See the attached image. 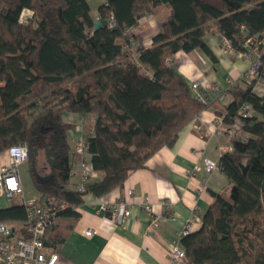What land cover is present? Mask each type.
Here are the masks:
<instances>
[{
    "label": "trees",
    "instance_id": "16d2710c",
    "mask_svg": "<svg viewBox=\"0 0 264 264\" xmlns=\"http://www.w3.org/2000/svg\"><path fill=\"white\" fill-rule=\"evenodd\" d=\"M164 5L170 11L151 47L132 49L125 30ZM24 10L30 16L22 23ZM97 11L98 21L112 18L115 26L94 30L86 0H0V154L27 148L42 203L77 208L85 194L103 197L121 189L157 150L174 145L207 102L195 96L172 57L199 51L216 61L205 35H220L235 52L246 51L250 41L248 49L259 53V76L264 74V0H105ZM254 83L243 79L231 86L230 103L217 113L233 135L231 151L218 161L228 189L212 193L199 228L180 239L189 264H264V99L252 91ZM245 103L252 116L241 118ZM67 113L94 117L85 145L102 177L85 194L67 189ZM40 150L45 166L39 165ZM57 218L78 214L60 212L45 231V245H60L71 228L54 224ZM25 221L22 204L0 209V222L19 225L13 236H26Z\"/></svg>",
    "mask_w": 264,
    "mask_h": 264
},
{
    "label": "crops",
    "instance_id": "0c3cea01",
    "mask_svg": "<svg viewBox=\"0 0 264 264\" xmlns=\"http://www.w3.org/2000/svg\"><path fill=\"white\" fill-rule=\"evenodd\" d=\"M86 1L93 21H98L97 9L105 0ZM169 11L168 6H160L154 14L143 17L136 27L131 28L132 49L151 47L152 38L160 31ZM205 41L216 61L199 51L177 52L172 57V64L188 83L199 82L206 107L183 127L172 147L160 148L142 168L130 172L121 189L98 198L85 194L82 205L75 208L78 218H57L54 221L59 226L71 225L60 245L46 241V254L56 253L59 264H169L168 251L186 222L196 215L198 221H193L191 232L196 231L202 215L214 202L212 193L227 191V178L219 168L210 174L198 171L191 176L187 172L202 165L204 159L218 163L223 153L231 151L232 132L223 123H217L216 118L231 101V86L244 79L248 62L228 55L220 35L207 34ZM214 87L217 90H213ZM63 122L68 126L72 150L76 136L91 134L94 117L67 113ZM6 162V152H3L0 154V169ZM97 175L96 180H99L102 176ZM75 182L76 178H70L69 185ZM127 189L133 191L132 196L125 195ZM23 197L37 198V193ZM12 199L0 197V209L21 204V201L11 203ZM117 199L127 201L131 209L129 219L122 226L111 225L102 209V204ZM145 199L158 216L159 226L154 231H148L149 215L143 209ZM163 201L168 203L167 206L161 204ZM87 229L93 230L89 237L84 235Z\"/></svg>",
    "mask_w": 264,
    "mask_h": 264
},
{
    "label": "built area",
    "instance_id": "2783aa9c",
    "mask_svg": "<svg viewBox=\"0 0 264 264\" xmlns=\"http://www.w3.org/2000/svg\"><path fill=\"white\" fill-rule=\"evenodd\" d=\"M107 25L114 27V20L112 18L109 19ZM129 34L130 31L128 29L125 30L124 35L129 36ZM249 43L251 42L248 41L245 44L247 49L244 52H235L229 41L226 40L223 41V46L228 55L244 59L250 63L243 77L247 82L255 81L252 91L264 99V74L259 76V53L255 50H249ZM131 45H133L132 41ZM262 45L264 47V40ZM190 86L195 96L203 102L204 98L200 93L199 82H191ZM213 90H217V88L215 87ZM239 115L241 118L251 117V106L246 103L241 105ZM216 122L220 124L222 123V119L217 117ZM199 129L197 127V130ZM6 157V165L0 169V197H4L7 200L21 197V204L24 206L26 212L25 226L27 234L26 236L21 234L13 236L15 225L0 222V264H59L56 253L46 254L44 244L45 231L51 226L53 219L60 212L68 208L75 210V208L64 201L55 200L47 204L39 202L37 198L25 199L19 178V167L27 162V148L23 145L12 146L6 150ZM71 159L69 176L70 178H76V182L69 185L67 189L85 194L87 185L95 181L98 175L90 165L84 136L74 139ZM218 168L217 162L206 159L202 165L194 166L187 174L192 176L198 171L210 174ZM125 195L132 196L133 191L127 189ZM161 204L167 206L168 203L163 201ZM102 209L106 213L107 221L113 226L124 225L131 215L130 205L124 199L104 203L102 204ZM143 209L149 215L148 231L156 230L159 226L158 216L153 212L151 204L147 199L143 201ZM193 221H198L196 215L186 222L183 229L177 235V239L172 242L168 251L169 264H184L186 262L185 252L180 246V239L191 233ZM92 234L93 230L91 229L84 231V235L87 237Z\"/></svg>",
    "mask_w": 264,
    "mask_h": 264
},
{
    "label": "rangeland",
    "instance_id": "374dc122",
    "mask_svg": "<svg viewBox=\"0 0 264 264\" xmlns=\"http://www.w3.org/2000/svg\"><path fill=\"white\" fill-rule=\"evenodd\" d=\"M29 16H30V12L28 10H24L22 12V14H21L20 21L22 23H24L25 19H27ZM236 58H238V57H236ZM239 59H241V58H239ZM249 65H250V63L248 62V67H249ZM214 88H212V89H214ZM77 137H79V136H76L75 139ZM243 137H246V135L245 134H238L237 135V138L238 139H241ZM88 158H89V155H88ZM204 160H206V159H204ZM209 160H211V159H209ZM38 161H39V165L40 166H45L44 158H43V151L42 150L39 151V159H38ZM19 177L21 179L22 186H23V195L25 197H28V196L32 197L35 194V191H34V187H33V184H32L31 178H30V172H29V165H28V163H24L20 167V169H19ZM19 198L18 197H14V199H12L11 203L20 202L21 201V197H19Z\"/></svg>",
    "mask_w": 264,
    "mask_h": 264
},
{
    "label": "water",
    "instance_id": "95a60500",
    "mask_svg": "<svg viewBox=\"0 0 264 264\" xmlns=\"http://www.w3.org/2000/svg\"><path fill=\"white\" fill-rule=\"evenodd\" d=\"M102 26H107V22L106 21H96L94 23V30H97L98 28Z\"/></svg>",
    "mask_w": 264,
    "mask_h": 264
}]
</instances>
